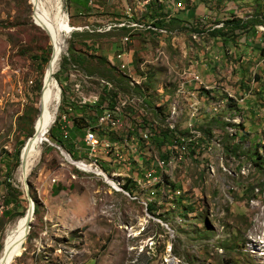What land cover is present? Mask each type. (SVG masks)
Wrapping results in <instances>:
<instances>
[{"label": "rangeland", "instance_id": "obj_1", "mask_svg": "<svg viewBox=\"0 0 264 264\" xmlns=\"http://www.w3.org/2000/svg\"><path fill=\"white\" fill-rule=\"evenodd\" d=\"M60 2L62 21L70 29L52 75L59 91L53 124L60 105L65 109L72 102L100 100L104 90L111 100L130 91L127 81L118 78L115 55L122 49L135 69L131 73L138 80L146 77L147 91L168 83L173 97L178 68L210 64L211 71H199L202 79L217 85L216 98L229 100L226 109L200 123L212 149L174 171L167 180L180 194L161 186L152 211L142 203L144 191L136 189L132 200L77 169L72 161L79 158L63 149L60 153L49 138L52 124L27 177L34 202L30 230L10 264H264V47L255 33L264 24V0H184L181 10L194 14L203 5L205 14L192 15L180 26L169 22L171 12L156 11L166 25L156 28L164 33L148 28L156 23L151 12L145 23L138 21L135 8L122 15L118 7L113 13L94 7L80 16L77 27L68 0ZM173 3L159 4L164 9L174 8ZM32 14L28 0H0V252L29 208L25 187L15 179L19 165L13 167L16 152L35 132L52 55L49 36ZM234 19L255 25L248 31L223 27ZM130 24L136 28H127ZM107 163L102 166L108 171ZM118 180L124 190H134L133 184ZM8 184L20 190L21 203L6 205L12 199Z\"/></svg>", "mask_w": 264, "mask_h": 264}, {"label": "built area", "instance_id": "obj_2", "mask_svg": "<svg viewBox=\"0 0 264 264\" xmlns=\"http://www.w3.org/2000/svg\"><path fill=\"white\" fill-rule=\"evenodd\" d=\"M173 5L180 10L184 0H174ZM135 26L130 24L127 28ZM148 28L164 33L155 26ZM255 33L264 47V24L256 26ZM127 40L124 38V41ZM115 59L118 61V72L125 77L130 91L118 93L112 100L107 98L103 102L95 121L96 128L88 125L84 129L85 156L72 163L129 199H137L136 189L144 191L146 201L142 203L148 207L155 204L152 201H155L158 188L165 184L170 187L167 179L174 171L196 159L200 152L212 149L214 143L210 135L202 131L200 123L205 117L214 118L226 109L229 99L216 98L214 92L217 85L206 83L195 66L178 68L172 97L168 93V83L160 84L155 91H147L143 84L146 77L138 80L135 73H131L135 69L130 65L132 62L126 59L125 52H118ZM213 59L219 60L217 56ZM97 102L93 98L79 105H95ZM61 123L64 130L66 125L71 124L66 115L61 116ZM54 146L63 154L60 146ZM106 162L110 164L108 171L102 166ZM118 178L131 181L134 191L129 193L124 190ZM174 194L179 195V190Z\"/></svg>", "mask_w": 264, "mask_h": 264}, {"label": "bare ground", "instance_id": "obj_3", "mask_svg": "<svg viewBox=\"0 0 264 264\" xmlns=\"http://www.w3.org/2000/svg\"><path fill=\"white\" fill-rule=\"evenodd\" d=\"M28 1L33 9V21L49 36L52 55L43 81L42 96L38 104V116L34 125L35 132L29 139L28 145L26 146V144H24V148L21 149L20 155L23 156L24 165L22 166V164H19L15 174L16 181L19 184L23 183V185L24 180L27 179L28 174L31 171V168L34 167L40 156L42 145L45 142L48 143L46 134L53 124L59 99V91L55 80L52 78V75L57 68L58 61L65 47V39L63 35L69 28L66 26L67 22L65 23L62 21V4L60 0ZM24 155L26 156V159ZM32 216L33 212L31 213L30 209L28 208L23 221L18 226L16 231L10 236V242L8 246L0 252V259L3 255V252L6 250L11 251V253L15 251H17L18 254L20 253L22 244L29 232V230L27 231V224L29 218L30 220L32 219Z\"/></svg>", "mask_w": 264, "mask_h": 264}, {"label": "trees", "instance_id": "obj_4", "mask_svg": "<svg viewBox=\"0 0 264 264\" xmlns=\"http://www.w3.org/2000/svg\"><path fill=\"white\" fill-rule=\"evenodd\" d=\"M152 6H153V4H152V2H150L148 7L151 9ZM150 9L148 11L152 12ZM155 10H158V9H155ZM153 12H155V11L153 10ZM150 16H153V15H150ZM159 17L160 16H157L156 23H154L153 25L155 27H159V28L163 29V27H165L166 25H165V22L163 21V19H161ZM251 21L252 20L247 22V21L234 19V20H230V21L225 22L223 24V27L225 26L227 28L228 25H226V24H229L231 31L240 30V29H244V30L248 31V29L250 27L255 25L254 23H253L254 25H251L250 24ZM169 22H171L172 24L173 23L180 24V26H181V23L183 22V20H180L178 18L173 17V18H171V20ZM186 22L187 21H185V23H184L185 26L187 24ZM224 28H221V30H214L213 36L217 37V35H220L222 29H224ZM121 31L126 32L129 30L122 29ZM222 35H224V33ZM74 53L76 54V52H74ZM76 55H78V54H76ZM81 57H79L77 59H80ZM73 60L75 62V60H76L75 56L72 57V61ZM44 61H46V60H44ZM65 61H66V59H64V62L62 65H64L66 63ZM103 61L106 62L105 59H103ZM106 64L108 65L107 62H106ZM108 67H109V65H108ZM109 68H111L112 70H115L113 67H109ZM120 74L118 76L120 83H124L125 77L123 76V74H121V75ZM133 91L137 92V89H133ZM63 93H64V90L62 91V96H63ZM105 93L106 92L104 90L102 93L103 96L100 98V100H98L97 104H95V105L80 106L76 102H72L70 104V106L65 108V109H64V107H62V105L59 106V111L61 113L59 114V116L57 117L53 126L49 130V138L57 146H60L67 154H69V156L72 159L83 158L85 156V151L83 148L84 129L88 125L92 126L93 127L92 129L96 128V127H94V125H95V121L97 119V116L101 113V105L107 99L105 97L108 95V93H106V94ZM109 100H111V98ZM69 108L71 109V111H68ZM63 115H66L69 122L71 123L68 126L66 125L65 130L62 129L63 125L61 123V116H63ZM19 156H20V151H17L16 155H15V165H14L13 169L16 168L20 163ZM11 171H12V169H11ZM9 177H11V173L9 174ZM127 181L129 184H132L131 181H129V180H127ZM169 184H170L169 186L171 187V189L174 191L175 186L171 183H169ZM7 186H8L7 187L8 197H11V195H12V199L8 198L9 200L6 201V205H11V204L14 205L17 203L18 204L21 203V200L19 198L22 196V193L20 192V190L11 186L10 184H8ZM125 189H126V187H125ZM130 190L131 191H129V193H132L134 191V190L132 191V189H130ZM58 191L59 190L56 189L53 193H57ZM151 205L150 206L148 205V208H149L148 210H150V211H152ZM35 212H36V207H35ZM23 214L24 213H21L19 215L22 216ZM0 248H1V246H0Z\"/></svg>", "mask_w": 264, "mask_h": 264}, {"label": "crops", "instance_id": "obj_5", "mask_svg": "<svg viewBox=\"0 0 264 264\" xmlns=\"http://www.w3.org/2000/svg\"><path fill=\"white\" fill-rule=\"evenodd\" d=\"M161 0H68V9H69V14L72 10V15H70L71 20L74 21V26L80 27V16L82 15H89L90 13H85L86 11H88L89 9H93L94 7L99 9V10H103L106 9L108 7V9L111 11V13H113L114 10H116L115 7H118V10H122L121 14L122 15H129L130 11L132 8H135L137 10L136 16L138 19V21L145 23L147 14H149V4L150 2H152L153 6L158 9L155 10V12H151L150 14H152L154 16V19L156 20L158 15L157 13H164L166 14L167 11L171 12L170 18L175 17L178 18L180 20L183 21H187L190 22V17H192V15L194 17H200L201 15L203 16L205 14V7L203 5H198L197 8L195 9L194 14H191L190 9H185L183 10H178L176 9L174 6V8L171 7V5L166 6L164 9L162 8V6L159 4ZM159 2V3H158ZM156 3V4H155ZM172 8V9H171ZM145 11V12H143ZM157 11V13H156ZM176 12V13H175ZM144 15V16H143ZM169 16H167L166 18H168ZM137 18H134L132 20H134L135 22L137 21ZM122 30V29H121ZM121 52H126L125 50H120ZM118 51V52H120ZM114 56V55H113ZM112 57V56H108ZM210 58V56H209ZM113 59V57H112ZM212 59V57L210 58ZM213 61V60H212ZM202 63V62H201ZM209 68V69H208ZM197 69L201 72H203L205 74V72L207 71H211L212 67H210V64H203L197 67ZM206 76H210V75H206Z\"/></svg>", "mask_w": 264, "mask_h": 264}, {"label": "water", "instance_id": "obj_6", "mask_svg": "<svg viewBox=\"0 0 264 264\" xmlns=\"http://www.w3.org/2000/svg\"><path fill=\"white\" fill-rule=\"evenodd\" d=\"M28 142L29 140L26 142V146L28 145ZM25 159H26V156L24 155ZM20 164H22V166L24 165V160H23V156L20 155ZM24 187H25V195H26V199L28 200V203H29V209L32 212H34V202L33 200L31 199V196L29 194V188H28V184H27V179L24 180ZM30 218H29V221H28V224H27V231L30 230ZM18 252L15 251L13 253H11V251L9 250H6L3 252V255L0 259V264H10L14 258H16L18 255Z\"/></svg>", "mask_w": 264, "mask_h": 264}]
</instances>
